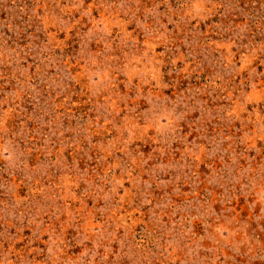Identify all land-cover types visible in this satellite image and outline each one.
<instances>
[{
    "label": "rangeland",
    "instance_id": "obj_1",
    "mask_svg": "<svg viewBox=\"0 0 264 264\" xmlns=\"http://www.w3.org/2000/svg\"><path fill=\"white\" fill-rule=\"evenodd\" d=\"M0 264H264V0H0Z\"/></svg>",
    "mask_w": 264,
    "mask_h": 264
}]
</instances>
